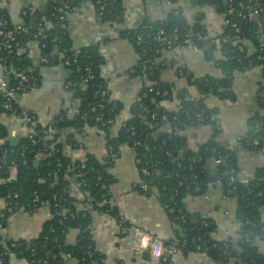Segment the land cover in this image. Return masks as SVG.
I'll list each match as a JSON object with an SVG mask.
<instances>
[{
  "label": "trees",
  "instance_id": "obj_1",
  "mask_svg": "<svg viewBox=\"0 0 264 264\" xmlns=\"http://www.w3.org/2000/svg\"><path fill=\"white\" fill-rule=\"evenodd\" d=\"M192 2L199 11L190 22L179 6L176 12L169 11L161 19L143 18L136 29H124L120 32L121 36L127 37L133 43L138 53L137 64L132 69L133 74L145 75L148 80L155 82L156 88L167 90L168 95L161 96L148 92L146 97H143L140 93L130 105L129 121L128 119L124 121L116 135L111 134L110 128L124 105L117 100L107 102L101 101L99 96L95 97V93L100 88H107V82L99 72L100 58L95 49L91 45L72 49L67 30L59 28L57 23L44 32L41 41L46 43V48L41 49L42 55L49 53L55 46L59 50H64L69 58V64L64 65L68 71L65 84L69 83L71 97L76 102V111L73 115H69L66 109L61 110L53 119L58 120V124L48 136L42 132L43 125L36 123L34 133L19 136L14 145L9 144V131L0 122V177L2 180L0 195L5 197L12 192L17 194L16 197L6 198V206L0 212V225L18 210L32 212L39 208V203L33 200L34 193L39 200L49 201L57 195L62 199V207L56 210L60 213L52 214L43 223L38 235L29 241L0 237V264H9L11 255L24 258L28 264H64L71 260H80L88 248L94 251V260H101V255L95 248L93 235L89 232L91 215H82L81 212L75 211V199L69 191L73 181L82 190L88 192L95 203H102L96 207L98 211L116 214L118 211L109 204L110 185L115 181L109 170L112 160L107 157L102 162L91 154H87L84 160H71L63 151V131L67 128L80 131L85 125L95 126L102 131L106 146L111 147L113 152L118 153V147L121 144L125 143L133 148L134 141L140 142L139 146L133 148L137 156L138 169L146 166L152 170L150 176L140 174V179L149 184L162 206L168 205L166 212L169 218L181 227L183 233L177 239L186 241V249L182 254L194 251L195 245L202 243L207 248L209 257L220 264L228 262L264 264V252L259 251L255 245V240L262 229L259 200L264 199V170H258L247 182H239L235 179V163L231 152L219 144L214 137L199 144L196 149H191L188 148L186 137L182 134L185 127L198 124L195 113L205 116V124L210 123L214 132H217L219 126L212 118L215 110L207 107L202 97L210 94L226 98L232 86L234 72L258 67L260 80L257 83L256 99L260 109L249 117L244 137L250 140L257 138L260 143L257 147L243 143L241 145L259 148L264 143V111H261L264 108V42L255 36L259 27L254 18L237 16L238 11L246 12L242 10L241 4L249 6L258 4L261 11L258 22L264 31V0H192ZM7 3V0H0V18L6 22L7 26H12L14 23L10 18ZM52 3L48 1L41 6H34L36 9L32 13L38 14V19L35 18L33 22H26V18H23L21 14L22 10L27 9L28 6L23 5L20 8L17 22L23 21L22 23L28 26V31L17 36L18 46L13 48L8 69L21 68L30 76L37 77V71L30 68L29 61L18 48L28 46L33 39L37 22L42 16L50 17ZM122 4V0H107L106 16L102 18V21H117L124 9ZM206 6L212 7L217 13H222L228 20L223 32L214 36L215 40L206 38L204 14L201 10ZM231 23L236 24L239 28L238 32L231 27ZM159 30H163V33L158 34ZM173 32L176 36L175 42L182 47L186 45L183 42L186 35L196 48L207 46L208 50L205 54L209 55L215 66L223 72L222 77L206 75L195 80L194 83L200 93L198 98L191 97L185 89L178 90L175 94L170 86L158 81L159 71L165 67L164 62L159 58L162 51L166 49L165 43L160 39L172 38ZM251 32H254V35L251 36ZM197 33L201 34L202 38H198ZM138 34H141L143 39L140 45L136 42ZM240 44L243 45L242 50L238 48ZM55 62H61V59L56 57L52 64ZM157 62L163 65L159 70L150 72L148 68ZM85 65L94 71L93 78H86V73L83 72ZM143 90L146 88L144 87ZM174 96L178 99L176 110H168L161 105L163 101L172 100ZM94 103H102V105L98 106L95 112H91L90 106ZM83 112H87L89 116L103 114L104 125L85 120L81 116ZM2 113L13 115L0 108V114ZM153 113L156 114L155 117H152ZM257 123L260 125L256 126ZM130 125L133 126L131 130L128 129ZM66 142L77 145L70 134ZM213 148L216 149L220 163L214 166L213 172H209L205 168V163L207 159L214 157ZM4 149L7 151L4 152ZM13 167L15 174L11 177L10 169L12 170ZM216 180L221 181L225 193L232 191L229 196L234 197L236 201L235 218L240 227L239 237L234 240L212 239L210 236L212 226H209L208 220L199 214L190 213L185 206L187 196L203 194L206 188ZM195 182L200 183L198 191L194 190ZM147 191L151 192V190ZM8 206L13 207L12 212H8ZM65 207L75 211L74 218L65 214L63 211ZM168 208L173 211L171 212ZM182 213L186 217L185 222L175 219ZM200 221H204L205 225ZM190 227L192 230H189ZM71 228L77 229L78 233L75 242L68 244L66 235ZM198 236L201 237L200 241H192ZM213 244H215L214 247H212ZM65 254H70V257L65 258ZM147 254L144 252L143 256L147 257ZM160 264H174V262L167 257V260Z\"/></svg>",
  "mask_w": 264,
  "mask_h": 264
},
{
  "label": "crops",
  "instance_id": "obj_2",
  "mask_svg": "<svg viewBox=\"0 0 264 264\" xmlns=\"http://www.w3.org/2000/svg\"><path fill=\"white\" fill-rule=\"evenodd\" d=\"M7 8L13 23L19 16L18 10L25 4L39 5L45 0H7ZM122 0L123 11L117 21L100 20L91 1L84 0L73 8L68 16L67 34L72 49L92 46L99 55V72L106 80L111 98L122 102L123 110L116 117L110 128L112 135H116L121 125L130 115V105L144 87L148 85L145 75H135L132 72L137 64L138 53L133 43L120 35L124 29H132L135 22L141 18L150 20L161 19L170 10L166 0ZM187 20L190 22L199 9L192 0H178ZM204 14L203 22L217 25L211 31L216 35L223 22L224 15L217 13L212 7L201 9ZM19 52L27 58L31 69L37 71L39 88H29L20 93L24 105L36 115V123L45 125L51 122L58 113L66 109L69 115L76 111V102L65 90L68 71L62 62L42 65L38 62L39 48L33 41L27 47H20ZM165 65L158 74V81L171 87L177 93L185 89L190 96L198 98L200 93L197 85L179 73L181 69L189 73L196 80L206 75L222 77L223 72L215 66L213 60L205 52L193 45H185L180 49L164 50L159 58ZM260 69L251 68L233 73L232 86L226 98L215 95H204L202 98L207 107L215 110L214 118L219 130L214 132L210 123L191 124L182 131L186 137L188 148L196 147L214 139L231 152L235 163V179L247 182L254 177L258 170H264V143L259 148H249L238 143L236 138L247 130V121L251 115L259 111L256 99ZM168 110H176L178 99L165 100L161 103ZM0 122L4 124L11 135L15 137L33 134L35 126L24 125L12 115L0 114ZM36 125V124H35ZM69 134L73 136L77 145L66 142ZM63 151L71 160H82L87 154L97 159L107 158L105 135L94 127L84 126L82 130L66 129L62 133ZM214 157L206 160L205 168L209 172L214 169ZM110 172L115 181L110 185L109 204L115 208L131 227H137L156 237L170 241L182 235L181 227L173 222L157 194L141 192L137 189L140 174L137 166L135 150L128 144L118 147V155L112 160ZM0 182H2L0 177ZM70 191L78 194L79 188L72 182ZM186 209L190 213L199 214L208 220L212 226L210 236L214 240L237 239L239 237V222L235 218L236 201L234 197L223 196L221 189L209 185L200 195L185 198ZM5 207L4 197L0 195V212ZM261 224L260 235L255 240L258 250L264 252V199L260 205ZM50 218L45 207H39L32 212L18 210L11 214L5 223L0 225V237L3 239L29 241L35 238L45 221ZM91 226L95 248L101 255V260H94L93 264H136L140 263L141 252L136 249L135 240L131 235L121 233L118 224L111 216L102 211L91 214ZM78 230L69 229L66 242L73 244ZM174 264H219L208 255L200 252L178 253L172 257ZM9 264H28L24 258L17 255L10 256ZM68 264H76L71 260Z\"/></svg>",
  "mask_w": 264,
  "mask_h": 264
},
{
  "label": "built area",
  "instance_id": "obj_3",
  "mask_svg": "<svg viewBox=\"0 0 264 264\" xmlns=\"http://www.w3.org/2000/svg\"><path fill=\"white\" fill-rule=\"evenodd\" d=\"M48 1H52L53 3L51 4V9L52 13L49 18H46L45 16H42L40 21L37 22L36 25V30L33 34V39L30 41H33L35 45L39 48L40 55L38 57V62L42 65H50L53 62V59L58 57L61 59V62L63 65H68L69 64V58L66 56L64 50H59L55 46H53L50 49V52L47 53L46 55L41 53V49L46 48V43L41 41V37L44 36V32L51 28L54 23H57L59 28L67 30V21H68V16L73 8H75L78 4L83 2L84 0H45L41 4L37 6H41L42 4H46ZM157 3H160V0L156 1ZM178 1L174 2L172 0H166V3L171 6L169 11L176 12L177 9L179 8V4L177 3ZM96 15L97 17L102 20V18H105L106 13V5H107V0H94L92 2ZM31 5V6H30ZM25 4L24 6H28L27 9L22 10L21 14L23 18H26V22H33L35 18L38 19V14L32 13L35 11V7L32 6V4ZM22 7V6H21ZM20 7V8H21ZM242 10L244 9L246 12L243 13V11H238L237 16L240 17H248V18H254L256 21V24L259 27V31L255 33L256 37H259L260 40L264 42V31H262L260 27V23L258 22V17L261 15L260 8L258 7V4H253V6H249L248 4H241ZM20 8L18 10V14L20 11ZM168 11V12H169ZM32 13V14H31ZM53 18V19H52ZM143 18L137 20L135 22V25L133 28H137V26L142 23ZM23 22V21H22ZM22 22H16L12 26H7L6 22L0 18V108L3 111L10 112L13 114L12 116L17 118V120L21 121L24 125H29V126H35L36 124V115L30 110V108L26 107L24 103L22 102L20 98V93L23 91H26L29 88H39V79L37 77H32L28 73H26L23 69L21 68H15V69H8V62L10 59V56L13 52L14 46H18L17 43V36L21 33H25L28 31V26L25 23ZM107 23H110L109 21H105ZM205 24V23H204ZM228 24L227 19H223L222 24L220 25L218 34L222 33L226 25ZM206 31H207V36L206 38H211L212 40L215 35L211 34V31L215 30L218 28L217 25H212V24H205ZM231 27L234 28L235 32L239 31V28L236 26L235 23H231ZM163 30H159L158 34H162ZM198 38H202V35L197 33L196 34ZM250 35H254V32H251ZM166 37H162L160 40H162L165 43L166 49L164 50H172V49H180L182 46L179 45L178 43L175 42L176 36L175 33L173 32V37L169 39H165ZM143 41L142 35L138 34L136 36V42L138 45L141 44ZM183 42L186 45H193L191 43L190 39L188 38V35L185 36L183 39ZM264 46V45H263ZM238 48L240 50L243 49V45L240 44L238 45ZM19 49V48H18ZM203 52H207L208 47L204 46L202 48H199ZM63 59V60H62ZM164 65H168L165 62L163 63ZM161 63H155V65H151L148 69L150 72L159 70L160 66L163 65ZM251 68H257V67H251ZM80 70V68H78ZM83 72L86 73V78H93L94 71L88 66L85 65L83 68ZM133 72V70H132ZM180 74L184 75L187 77L188 80L191 82H195V78L191 76L189 73L185 72L183 69L179 71ZM8 74V78H7ZM8 79V81H6ZM146 90H140L138 95H141L143 97H146L148 92H154L156 95H161V96H167L168 91L167 90H161L159 88L155 87V82L154 81H148V85L145 87ZM65 90L68 94H72V91L69 89V83L65 84ZM138 95L136 96L135 100L138 98ZM99 96L101 98V101H116L113 98H111L108 87L107 88H100L95 93V97ZM192 97V96H191ZM186 99H192V98H186ZM102 103L98 104H92L90 106V111L95 112L96 108L98 106H101ZM261 111H264V108L261 109ZM32 113V114H31ZM119 115V114H118ZM117 115V116H118ZM155 113L152 114V117H155ZM85 120L93 121V122H98L102 126L104 125V119H103V114H93V115H88L87 112H83L81 115ZM195 119L198 124H205V116H203L201 113H195ZM129 121V119H128ZM58 124V120H52L51 122L43 125L42 132L43 134H47V136L53 132V128L55 125ZM260 123H257L256 126H259ZM87 127H94L91 125H85ZM133 128L132 125L129 126V130ZM238 143H243L244 145L251 146V147H257L259 145V140L257 138H254L252 140L245 139L244 134L239 135L236 138ZM140 142L139 141H134L133 142V148L136 146H139ZM46 146H49L46 144ZM7 149H4V152H6ZM107 152L108 155L107 157L110 158V160H113L114 158L117 157L118 153L113 152L111 147H107ZM213 152L215 153V158H214V164L217 165L220 163V159H218L216 155V149L213 148ZM169 154V152H167ZM86 158V157H85ZM84 158V159H85ZM82 159V160H84ZM104 162V161H102ZM145 163H147L145 161ZM217 171V169L215 170ZM10 172L12 173L11 177L15 174V168L10 169ZM139 174H142L143 176H150L152 174V170L148 169L146 166H143L139 169ZM99 180V177H98ZM73 182V181H72ZM77 184V183H76ZM78 185V184H77ZM194 185V190L198 191L200 190V183L195 182L193 183ZM211 185H215L221 189V192L223 196H229L232 191H227L226 193L224 192L222 188V183L220 180L214 181ZM71 187V186H70ZM79 192L78 194H74L71 191H69V194L75 199L74 205L76 206L75 211L76 212H81L82 215L86 214H92L93 212L97 211L96 207L100 206L102 203H95L92 199V197L89 195L88 192L82 190L79 186ZM139 191H147L150 190V186L147 182L143 181L140 179V182L137 186ZM17 194L16 192H12V194H7L4 197L5 200V206H6V198H11V197H16ZM34 202L39 203V207H45L49 211L50 217L52 214L54 215L59 214L60 212H57V209H60L62 199L57 197V195H54L52 200H39L38 196L36 193H34ZM16 206V205H15ZM165 211H167L168 205L162 206ZM8 212L13 211L12 206L7 207ZM171 212L173 211L172 209L168 208ZM63 211H65V214L71 218H74L75 211H72L70 208H63ZM109 214V213H108ZM111 218L118 224L120 231L124 235H131L132 239L134 238L135 240V246L136 249H138L141 252V262L143 264H160L161 262H165L167 260V257H170L172 260V257L178 253H182L186 249V241L185 240H178L175 238L174 240H168L164 241L158 237H156L154 234L147 233L143 231L140 228L137 227H131L128 222L125 220V218L117 212L116 214H109ZM175 219H179L183 222L186 221L185 215L182 213L179 216H176ZM248 222V221H246ZM201 224L205 225L204 221H200ZM189 230H192L190 227ZM90 234L94 236V229H92V226L90 227L89 230ZM246 238H248V235H245ZM201 240V237L198 236L195 239L193 238L192 241ZM215 244L212 245L214 247ZM194 251L203 253L205 255H208L207 253V248L204 246L202 243H197L195 245ZM144 252H147V257H144L143 254ZM193 252V251H191ZM209 256V255H208ZM70 254H65V258H69ZM94 260V251L91 249H87L86 252L84 253L83 257L80 260L76 261V264H87L89 262H93ZM0 263H1V258H0ZM68 264V262L64 263ZM220 264V263H219ZM226 264H231V262H228Z\"/></svg>",
  "mask_w": 264,
  "mask_h": 264
},
{
  "label": "water",
  "instance_id": "obj_4",
  "mask_svg": "<svg viewBox=\"0 0 264 264\" xmlns=\"http://www.w3.org/2000/svg\"><path fill=\"white\" fill-rule=\"evenodd\" d=\"M224 1H226V0H224ZM7 78H8V74H7ZM6 81H8V79H6ZM16 141H17V137L11 135V132L9 131V138H8V142H9V144H10V145H14V143H15ZM215 157H216V156H215V154H214V158H215ZM259 204H260V205L262 204V199L259 200ZM261 226H263V224H262ZM261 233H263V232H261ZM131 239H132V238H131ZM91 264H93V263H91Z\"/></svg>",
  "mask_w": 264,
  "mask_h": 264
}]
</instances>
